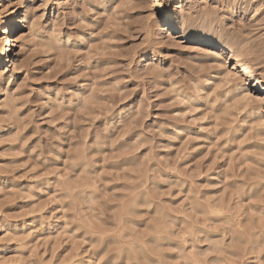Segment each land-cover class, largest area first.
<instances>
[{"label":"rangeland","instance_id":"rangeland-1","mask_svg":"<svg viewBox=\"0 0 264 264\" xmlns=\"http://www.w3.org/2000/svg\"><path fill=\"white\" fill-rule=\"evenodd\" d=\"M167 1L0 0V264H264V6Z\"/></svg>","mask_w":264,"mask_h":264},{"label":"bare ground","instance_id":"bare-ground-1","mask_svg":"<svg viewBox=\"0 0 264 264\" xmlns=\"http://www.w3.org/2000/svg\"><path fill=\"white\" fill-rule=\"evenodd\" d=\"M151 4H152V9H153V13L154 15H159L161 16V18L167 23V33L170 31H175L176 30V26H175V15L173 14V10L171 8H173V6H170V2H168L167 0H150ZM231 2V1H230ZM255 2V3H254ZM247 3V2H246ZM248 5L249 8L251 7H255L256 11H259V8L261 9L262 6H264V0H260L259 2L257 1H253V0H249L248 1ZM114 8V7H113ZM1 9V8H0ZM3 10V9H2ZM2 10H0V68H2V66H4V64L8 63V61L10 62V60L12 58H14L13 62L15 61V57H14V32L15 29L19 26L20 24V20H19V14L17 13V11L13 12V16L9 19H3V13ZM255 11V12H256ZM257 14V13H256ZM15 28V29H14ZM188 37V36H187ZM189 39V37H188ZM194 40V39H193ZM52 42V41H51ZM209 43L211 46L213 42L209 41V39L207 38H201V39H197L196 44H207ZM221 46V45H220ZM96 47V46H95ZM238 52L236 51H231L230 53V59L231 61L234 62L233 65H230V67L232 68L230 71H235L236 73L239 74V76H241L242 79H236V80H232L233 79V75L231 72L227 73L226 76H224V71H219V74L224 76L222 77L228 84H232L231 86L234 89V92L239 96V104H241L242 108H248L250 109V112H254L256 110L260 111V108L262 107V102L264 99H262L261 97L264 96V77H260V73H256V71L250 66L247 65L245 63L242 62L241 60V56L243 55H247L248 51H241V49H237ZM217 61L221 64L224 61H222V59H217ZM216 61V62H217ZM227 61V60H226ZM224 66V65H223ZM222 66V67H223ZM221 67V65H220ZM228 72V71H227ZM218 73V72H217ZM232 74V76H229V74ZM2 77L0 75V80H2ZM223 80V81H224ZM200 81V80H199ZM97 83V82H96ZM202 85V84H201ZM205 86V85H203ZM230 86V85H229ZM230 88V87H229ZM190 97V96H189ZM188 97V98H189ZM236 97V96H235ZM238 98V97H237ZM261 98V99H260ZM225 99V98H224ZM192 100V99H191ZM196 100V99H195ZM194 101V100H193ZM238 101V100H237ZM264 103V102H263ZM84 106V105H83ZM225 106V105H224ZM244 109V110H246ZM185 113V112H184ZM254 114V113H253ZM250 117V116H249ZM66 143V142H65ZM152 153V152H151ZM226 153V152H225ZM224 153V154H225ZM114 155V154H113ZM211 208V207H210ZM215 208V207H214ZM217 208V207H216ZM211 210V209H210ZM220 210V209H219ZM222 210V208H221ZM212 212V211H211ZM216 212V211H215ZM219 213V212H218ZM217 213V214H218ZM208 214V213H207ZM213 214V213H212ZM215 214V213H214ZM216 215V214H215ZM214 216V215H213ZM216 217V216H215ZM260 218V217H259ZM215 219V218H214ZM252 222V220H251ZM250 224V223H248ZM253 224V223H252ZM242 226V225H241ZM239 227V226H238ZM192 229V228H191ZM250 231V230H249ZM248 232L249 235H254L251 233V231ZM237 233V232H236ZM246 233V232H245ZM6 235V234H5ZM241 235V234H238ZM243 235V233H242ZM241 235V236H242ZM247 235V234H246ZM247 235V236H249ZM236 236V235H235ZM251 237V236H249ZM236 243H241L243 244L244 248H239L238 249H242L241 251L245 250H254L256 249L254 247V245L256 246V244L253 243V241L249 238L245 239L240 236H237L236 238ZM254 239V238H253ZM245 244H247L248 246L245 248ZM225 245V244H224ZM240 245V244H239ZM258 245V244H257ZM241 247V245H240ZM237 248H235L237 250ZM250 252V251H248ZM251 253V252H250ZM246 254V253H245ZM242 261V260H241ZM239 261V263L241 262ZM244 262V261H243ZM242 262V263H243ZM195 263V262H194ZM238 263V262H237ZM240 263V264H242Z\"/></svg>","mask_w":264,"mask_h":264}]
</instances>
